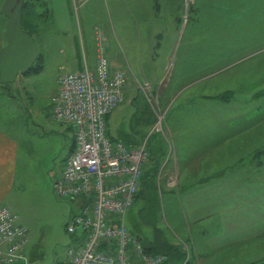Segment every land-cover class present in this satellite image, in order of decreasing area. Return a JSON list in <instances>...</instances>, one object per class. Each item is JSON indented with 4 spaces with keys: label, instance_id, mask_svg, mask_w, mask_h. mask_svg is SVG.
<instances>
[{
    "label": "rangeland",
    "instance_id": "obj_1",
    "mask_svg": "<svg viewBox=\"0 0 264 264\" xmlns=\"http://www.w3.org/2000/svg\"><path fill=\"white\" fill-rule=\"evenodd\" d=\"M46 1L39 5L34 33L43 67L20 74L10 89L0 83V111L10 116L4 125L20 141L21 177L9 204L29 229V264H63L80 238L66 225L80 211L81 199L53 190V179L75 142L73 126L52 116L58 75L70 70L56 37L73 32L84 41L87 59L95 50L97 29L104 32L112 66L127 75L125 99L112 114L109 135L125 143L147 135L150 168L165 163L175 169L168 187L162 169L151 172L160 182L155 180L150 194V183L139 194L140 202L127 213V225L143 244L152 240L157 245L165 238L187 256L191 249L178 235L171 212L173 206L181 214V207L166 194L179 196L178 163L184 169L187 162L202 160V170H216L210 161L227 153L210 152L212 131L216 124L228 128V123L237 139L245 130L251 133L245 139L250 141L247 151L229 159L252 166L264 160V0H85L71 9L67 0ZM61 46L66 50V44ZM212 113L239 118L215 121L207 115ZM235 161L229 162L230 170Z\"/></svg>",
    "mask_w": 264,
    "mask_h": 264
},
{
    "label": "built area",
    "instance_id": "obj_2",
    "mask_svg": "<svg viewBox=\"0 0 264 264\" xmlns=\"http://www.w3.org/2000/svg\"><path fill=\"white\" fill-rule=\"evenodd\" d=\"M57 82L52 116L73 126L75 144L53 180V190L82 201L66 225L80 238L69 247L63 264L166 263V253L149 252L127 225L150 159L149 138L128 144L108 133L107 116L125 99L127 75L112 66L102 29L95 31L93 66L83 54V66L62 71ZM19 220L17 212L0 206V264L30 263L25 251L29 231Z\"/></svg>",
    "mask_w": 264,
    "mask_h": 264
},
{
    "label": "crops",
    "instance_id": "obj_3",
    "mask_svg": "<svg viewBox=\"0 0 264 264\" xmlns=\"http://www.w3.org/2000/svg\"><path fill=\"white\" fill-rule=\"evenodd\" d=\"M5 1L0 0V49L7 42V16L1 10ZM67 1L71 9V4L76 8L77 3L85 0ZM89 1L91 0H87ZM154 1L159 3V0ZM130 7L133 10L131 1ZM62 43L66 44V50L62 48ZM56 45L58 52L63 53L66 68L73 70L83 66L84 41L73 32L57 34ZM42 55L44 59V54ZM87 61L93 66L94 52ZM124 90L126 93L125 86ZM5 103L7 102L2 100V104ZM117 107L107 116L109 128L112 114ZM8 108L10 109L9 106ZM207 115L213 116L215 121L239 118L230 113ZM6 117L10 118L9 114L0 111V206L5 205L13 210L9 201L21 177L22 155L19 139L4 125ZM229 126L230 123L228 128H218L216 124L212 131L210 152L227 153V159H220L218 156L215 157V162L210 161L212 169L216 170H202V160L189 161L184 169L178 163L177 177L182 185L179 196L174 191H166V194L172 202H176V206L178 203L181 207V214L174 209L176 207H171L172 219L180 233L178 235L188 241L191 252L185 257L170 256L164 264H249L264 259V160L253 163L254 166L249 161L246 164L230 160L232 153L247 151L244 146L250 141L245 142V139L251 133L250 129L245 130L247 134L242 133L237 139L234 134H230L236 133V130ZM137 142L138 140L128 144ZM181 142L184 143V139ZM152 160L150 151V159L144 172V188L148 183H155V180L160 182V176L153 178L150 175ZM226 160L237 163L233 170L229 169L230 163ZM159 168L163 170L162 182L169 186L174 166L162 163ZM137 197L134 204H138L142 196L138 194Z\"/></svg>",
    "mask_w": 264,
    "mask_h": 264
},
{
    "label": "water",
    "instance_id": "obj_4",
    "mask_svg": "<svg viewBox=\"0 0 264 264\" xmlns=\"http://www.w3.org/2000/svg\"><path fill=\"white\" fill-rule=\"evenodd\" d=\"M24 0H6L2 12L7 16L6 44L0 49V83L6 89L33 66L39 55L35 38L22 26Z\"/></svg>",
    "mask_w": 264,
    "mask_h": 264
},
{
    "label": "trees",
    "instance_id": "obj_5",
    "mask_svg": "<svg viewBox=\"0 0 264 264\" xmlns=\"http://www.w3.org/2000/svg\"><path fill=\"white\" fill-rule=\"evenodd\" d=\"M46 3H47L46 0H24L22 11H21L22 12V26L26 31L31 33L33 35V37H34V33L38 32V27H39L38 22H39V18H41L40 17L41 12L38 11L39 5L46 4ZM43 60H44L43 55L41 52H39L37 60L34 62L33 66L30 68V70H28L25 73L39 71L43 67ZM74 144H75V142H74ZM73 148H74V145H73ZM73 148H72V150H73ZM158 169H159V167H158V165H156L152 169L150 168L149 171L157 172ZM144 172H145V169H144ZM153 178H155V177H153ZM143 181H144V173L142 176L140 188L137 192V195L140 194L145 188L148 187V185H147L144 188V186H143L144 182ZM150 184L152 186V189L149 186V188L146 190L148 192V194H150L153 191L154 186L156 185L155 183H154L155 184L154 186H153V183H150ZM139 191H140V193H139ZM137 195H136V197H137ZM149 242H150L149 244L148 243L143 244L145 249H147L149 252H153V253L162 252V253H166L168 256H178V257L184 256V252L180 248L179 245L172 244L167 239L165 240V238H163L161 240V242L158 243L157 245H155V244L152 245V243H153L152 240H150ZM250 264H264V259L252 262Z\"/></svg>",
    "mask_w": 264,
    "mask_h": 264
},
{
    "label": "flooded vegetation",
    "instance_id": "obj_6",
    "mask_svg": "<svg viewBox=\"0 0 264 264\" xmlns=\"http://www.w3.org/2000/svg\"><path fill=\"white\" fill-rule=\"evenodd\" d=\"M107 49H108V48H107ZM108 53H110V52H109V49H108Z\"/></svg>",
    "mask_w": 264,
    "mask_h": 264
}]
</instances>
